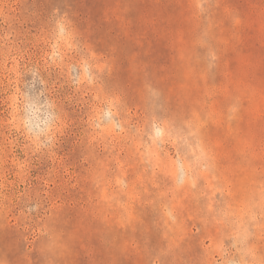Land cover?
Instances as JSON below:
<instances>
[{
  "label": "rangeland",
  "instance_id": "1",
  "mask_svg": "<svg viewBox=\"0 0 264 264\" xmlns=\"http://www.w3.org/2000/svg\"><path fill=\"white\" fill-rule=\"evenodd\" d=\"M0 264H264V0H0Z\"/></svg>",
  "mask_w": 264,
  "mask_h": 264
},
{
  "label": "clouds",
  "instance_id": "2",
  "mask_svg": "<svg viewBox=\"0 0 264 264\" xmlns=\"http://www.w3.org/2000/svg\"><path fill=\"white\" fill-rule=\"evenodd\" d=\"M25 99L27 100V97ZM25 111L29 113L24 119L26 132L37 141L43 136L51 142L52 137L49 134L52 132L53 120L55 119L54 115L49 113L46 119L40 120L38 115L40 109L28 103L25 105Z\"/></svg>",
  "mask_w": 264,
  "mask_h": 264
}]
</instances>
